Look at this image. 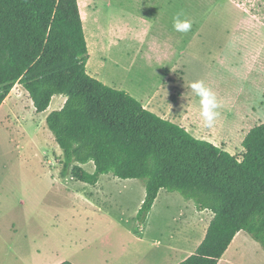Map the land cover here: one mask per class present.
<instances>
[{
	"label": "trees",
	"instance_id": "16d2710c",
	"mask_svg": "<svg viewBox=\"0 0 264 264\" xmlns=\"http://www.w3.org/2000/svg\"><path fill=\"white\" fill-rule=\"evenodd\" d=\"M89 60L78 0H0V107L18 84L38 114L56 95L67 98L46 120L64 174L92 186L110 174L144 181L137 234L161 190L210 211L205 239L180 264H219L241 232L264 250V123L247 134L243 154L232 155L93 78ZM90 162L94 173L82 167Z\"/></svg>",
	"mask_w": 264,
	"mask_h": 264
},
{
	"label": "rangeland",
	"instance_id": "374dc122",
	"mask_svg": "<svg viewBox=\"0 0 264 264\" xmlns=\"http://www.w3.org/2000/svg\"><path fill=\"white\" fill-rule=\"evenodd\" d=\"M214 1L204 0L205 4L194 17L203 21ZM254 1L257 5L252 11L264 20V0ZM80 2L82 7L88 4V0ZM107 4L108 1L104 6ZM89 7H86L88 14L93 10ZM106 12L103 11L100 17L104 28ZM233 15L224 11L218 20L209 21L206 17L202 40L195 43L191 42L189 31L177 33L171 26L170 17L165 16L160 30L153 34L156 40L147 48L138 50L136 43L111 48L110 51H105L93 41L95 31L92 27L95 24L89 15H85L84 20L88 18L92 26L87 32L88 37L86 35L88 48L90 40L94 46L89 48L91 58L87 71L91 75L97 69L101 76L110 80V87H123V91L138 101L149 102V111L184 126L198 139L241 156L244 138L255 126L264 122L262 118L250 116L249 111L253 107L264 110V99L256 92L258 86H251L245 80L250 60L264 45V27L248 21L235 33L232 32L236 36L233 40L228 26V20ZM160 37L165 40L163 45L157 40ZM184 49L187 56L181 54ZM213 60L215 63H212ZM165 69L171 73L169 79L172 78L175 84L171 91L163 89ZM197 80H202L205 86L211 88L220 104L217 109L219 115L210 128L204 126L199 98L190 87V83ZM18 91V117H13L8 126L12 138L4 132L0 133V188L3 189V198L13 201L12 211L21 215L29 204L33 206V214L45 215V223L34 224L35 231L40 239L49 238L48 244L55 250L64 246L68 248L70 238L78 236L85 253L95 249L106 253L110 248V238L116 244L122 232H138L136 217L146 194V183L121 180L110 174L103 175L96 188L76 181L71 171L64 174L63 152L47 127L48 112L39 115L41 119L45 118V126L37 128L40 121L38 123V114L29 94L22 87ZM65 98L56 95L51 103V112L60 110V100L63 103L67 100ZM172 98L177 101L176 104H173ZM84 168L89 173L95 171L92 162ZM170 194L171 209L178 213L183 210L190 216V210L185 211L183 207L186 199L179 193ZM107 196L112 199L105 205ZM23 201L25 206H21ZM156 217L150 221L149 236L157 232ZM239 235L223 261L228 264H264L261 245L246 232Z\"/></svg>",
	"mask_w": 264,
	"mask_h": 264
},
{
	"label": "crops",
	"instance_id": "0c3cea01",
	"mask_svg": "<svg viewBox=\"0 0 264 264\" xmlns=\"http://www.w3.org/2000/svg\"><path fill=\"white\" fill-rule=\"evenodd\" d=\"M107 1L108 4L105 7L104 5ZM78 2L83 26L85 27V22L88 21V18L85 19L86 21L84 20V16L89 15L95 24L93 27L91 26L95 31L93 41L96 44L99 43L105 48V51L136 43L139 47L138 50L145 49L156 40L153 34L157 30H160L162 23L165 21V16L170 17L169 21L173 27L174 18L177 14L181 13V19H187L191 22L189 38L191 37L192 43L202 40V33L205 29V25L203 24L206 17L209 18V21L218 20L224 11H230L234 14L228 20L229 30H231L230 36L233 40L236 39V36L232 32L235 33L248 21L264 27V20L252 11L253 9L255 10V6L257 5L254 0H215L214 5L210 7V10L208 9V14L203 21L196 19L194 16L201 5L205 4L203 3L204 0H88V4L85 7H82L80 0ZM90 3L92 5L89 7ZM86 7L91 8V10L93 9L90 14L86 12ZM105 8L106 10H102ZM131 8L133 11H131ZM103 11H107L105 28L103 27V20L100 19ZM84 30L88 37V30L86 28ZM176 32L178 33V31ZM157 40L161 45L165 42L161 37ZM89 48H94L91 40L89 41ZM181 54H186L187 56L185 49L182 50ZM179 57L178 63H176V70L180 60ZM212 63H215V60ZM170 74L165 69V79L162 81L163 89H167L168 91H171L175 85L172 78L169 79ZM91 76L110 86V80L101 76L97 69L92 71ZM245 80L249 85L252 84L251 86H258L256 92L262 95L264 99V45L258 54L250 60L249 71ZM259 82L260 84L258 85ZM20 87L22 86L16 85L0 107V133H6L10 138H12V134L8 126L11 125L13 117H18L17 109L19 108V104H17L16 93L19 92L18 88ZM113 88L123 90V87L114 85ZM26 93L28 92L26 91ZM65 101L61 103L60 100L59 109L63 108ZM31 103L34 107L32 100ZM141 103L147 109L149 102L144 103L141 101ZM51 111L52 107L50 105L46 112L49 115ZM249 113L254 118L264 119V110L261 107H253ZM41 114L37 115L38 123L40 121V126H37V128L45 126V118L41 119L39 116ZM260 119L258 120L260 121ZM198 137L200 138V136ZM88 164L82 167L84 168ZM95 187H99V183ZM2 191L1 187L0 264H62L66 261L73 264H180L195 254L205 239L207 230L214 217L210 211H198L194 202L188 200L183 202V207L185 211L190 210V216L183 210L179 213L172 210V202L169 200L171 198L170 192L161 190L148 215L141 234L138 235L136 232L131 231L122 232L118 235V242L116 244L113 238H110V248L106 253H102L98 249L85 253L81 239L78 236L70 238L71 242L68 248L64 246L55 250L50 248L48 244L49 238L45 240L37 236L34 227L36 223H45L47 217L43 214L37 216L33 214V206L29 204L21 215L15 214L12 211L13 201L3 198ZM145 198L146 194L142 198L138 210L142 207ZM111 199V196L110 198L107 196L105 205L110 203ZM25 205L26 202H21V206ZM154 213H156V218H158L156 221L158 223L157 232L153 236H149L147 230L152 217L156 216ZM121 226L122 224L118 227L120 228ZM239 234L234 239L232 245L240 236ZM232 245L225 255L230 251ZM225 255L219 264H228V262L223 261Z\"/></svg>",
	"mask_w": 264,
	"mask_h": 264
},
{
	"label": "clouds",
	"instance_id": "9594fccd",
	"mask_svg": "<svg viewBox=\"0 0 264 264\" xmlns=\"http://www.w3.org/2000/svg\"><path fill=\"white\" fill-rule=\"evenodd\" d=\"M182 13L177 14L173 20V27L178 32H188L191 28V22L187 19H181ZM195 96L199 98L200 116L204 121L205 127H212L218 117L217 109L220 104L217 100L216 94L211 88L205 86L202 80L193 81L190 83Z\"/></svg>",
	"mask_w": 264,
	"mask_h": 264
},
{
	"label": "bare ground",
	"instance_id": "6f19581e",
	"mask_svg": "<svg viewBox=\"0 0 264 264\" xmlns=\"http://www.w3.org/2000/svg\"><path fill=\"white\" fill-rule=\"evenodd\" d=\"M86 21V20H85ZM90 24H89V21H86L85 22V28L87 29V30H89L90 29Z\"/></svg>",
	"mask_w": 264,
	"mask_h": 264
}]
</instances>
